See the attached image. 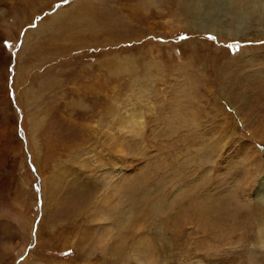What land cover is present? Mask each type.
Returning <instances> with one entry per match:
<instances>
[{
  "label": "rangeland",
  "instance_id": "374dc122",
  "mask_svg": "<svg viewBox=\"0 0 264 264\" xmlns=\"http://www.w3.org/2000/svg\"><path fill=\"white\" fill-rule=\"evenodd\" d=\"M189 1L0 0V264H264V0Z\"/></svg>",
  "mask_w": 264,
  "mask_h": 264
},
{
  "label": "bare ground",
  "instance_id": "6f19581e",
  "mask_svg": "<svg viewBox=\"0 0 264 264\" xmlns=\"http://www.w3.org/2000/svg\"><path fill=\"white\" fill-rule=\"evenodd\" d=\"M209 1V0H208ZM224 1H228V3H229V5L230 6H232L233 5V3H234V0H224ZM258 1V0H257ZM191 3V6H192V8H193V10H194V12L192 13V14H194L195 13V15L197 14V12H198V10L200 9V8H203L204 6V4H203V0H190L189 1V4ZM259 3V2H258ZM220 5H218L217 6V4H216V2L214 1V0H211V1H209V3H207L206 5H205V7L204 8H206V9H209L210 11H209V13H212V14H214V12H213V9H215L216 7H219ZM256 6H258V4L257 3H255V4H253V2L252 3H250L249 5L248 4H242L240 7H241V9L240 8H238L237 10H239V11H229L228 13H227V15L228 14H231V15H229V17L231 18V20H232V23L233 24H235V26L234 25H229V24H227V27H224L223 29H222V26L221 25H219L217 28H218V32H221V31H223V32H226V34H228L229 36H233V35H235L234 34V32L236 31V33L237 32H239L240 31V25L243 23L242 22V19L244 18V15H249V14H251V11L256 7ZM234 7V6H233ZM239 7V6H238ZM226 8V7H225ZM234 9V8H233ZM232 9V10H233ZM256 9V8H255ZM257 12H259V11H257ZM253 13V12H252ZM215 15V14H214ZM197 17V16H196ZM219 17V16H218ZM243 17V18H242ZM189 18V17H188ZM258 18V17H257ZM253 19V18H252ZM226 20V19H225ZM234 20V21H233ZM227 21H229V20H227ZM189 22V21H188ZM210 21H208L207 23H209ZM200 23H202V22H200ZM206 23V22H205ZM211 23V22H210ZM214 23V22H213ZM224 23V22H223ZM231 23V24H232ZM204 24V23H203ZM217 24V23H216ZM216 24H215V26H216ZM207 25V24H206ZM223 25H225V23L223 24ZM200 26H202V25H200ZM262 181V180H261ZM261 188V187H260ZM261 189H263V188H261ZM264 192H262V194H263ZM261 194V193H260Z\"/></svg>",
  "mask_w": 264,
  "mask_h": 264
}]
</instances>
